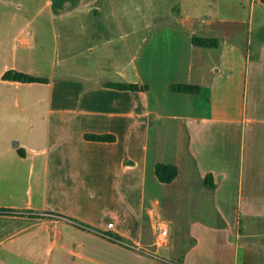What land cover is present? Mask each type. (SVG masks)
Here are the masks:
<instances>
[{"label": "crops", "instance_id": "crops-1", "mask_svg": "<svg viewBox=\"0 0 264 264\" xmlns=\"http://www.w3.org/2000/svg\"><path fill=\"white\" fill-rule=\"evenodd\" d=\"M128 1L0 0V264H165L163 250L178 264H264V83L250 76L264 66V3L246 2L247 23L170 0L162 27ZM10 70L46 82L2 80ZM179 84L200 93L170 92ZM157 164L177 168L170 184Z\"/></svg>", "mask_w": 264, "mask_h": 264}, {"label": "rangeland", "instance_id": "rangeland-1", "mask_svg": "<svg viewBox=\"0 0 264 264\" xmlns=\"http://www.w3.org/2000/svg\"><path fill=\"white\" fill-rule=\"evenodd\" d=\"M249 0H244L245 4L242 6L239 5V1L238 0H217V1H213V0H210V12H212V14L214 15H210V16H216L217 18L219 19H225V20H235V19H238L239 18V15H241V18L244 19L245 21L247 20V23H248V4H246V2H248ZM131 1L129 0L128 3H130ZM214 2V3H213ZM144 5H145V11L148 13V12H159L162 17H166V19L163 21L161 20V22H163L164 25H162V27H167L169 26V24L173 25L174 23L171 21L169 22V16H168V7L172 6H176L174 2L170 1V0H144ZM178 8V6H177ZM227 27H232L233 25L232 24H226ZM234 27V26H233ZM238 27L240 29H243V28H247V25H238ZM254 37H257V34H253ZM51 38V39H50ZM55 37H49L50 41L53 42V39ZM257 38H262V36H258ZM211 50V49H210ZM257 52H251L250 55L253 56L252 58H254L255 55ZM52 53L49 52L48 53V63H51L52 61ZM254 61V59H252V62ZM244 68V66L242 67ZM250 76L253 77V76H257V86L259 88L262 87L263 83H264V66L259 69V70H256L254 71H251L250 73ZM260 90H258V96H256V101L257 103H259L261 106L264 102L263 98L261 99L260 97ZM256 101H253L255 104ZM222 103L226 102V100H222L221 101ZM226 104V103H224ZM234 107L235 108H239L240 110H242L243 108L245 109H249L251 107V101L249 99H243V97H240V99L236 100L234 102ZM214 212H208L206 215L210 217V215H212ZM203 215L204 213L203 212H198V211H190V212H187L186 213V216L188 218V220L190 221H193V222H196V221H203L205 220L203 218ZM207 222H210V224L212 223V219L210 220H207ZM216 223V228L214 230H211V231H214V235H216V237H220L222 235V228H221V225L217 224V221H215ZM212 228V227H211ZM152 231V230H151ZM149 234H151V232L149 231ZM181 238L185 237V232L183 231L181 234H180ZM155 238V236H154ZM203 240V239H202ZM219 240L220 239H216V241L219 243ZM184 241H186L185 239H179V243H178V246H179V249H184L186 248V245H184ZM201 246V243L199 245V248ZM217 247V245H214V247ZM129 248H132V247H129ZM198 248V250H199ZM140 249L136 250V247H133V249L131 250L132 252H135L139 255H142L143 254V251H139ZM164 251L166 250H163L162 253L160 255H158L160 258H162V260H164V263L165 264H170V262H177V261H172L171 259H169ZM197 251V250H196ZM196 261V260H195ZM175 264H178L175 263Z\"/></svg>", "mask_w": 264, "mask_h": 264}, {"label": "trees", "instance_id": "trees-1", "mask_svg": "<svg viewBox=\"0 0 264 264\" xmlns=\"http://www.w3.org/2000/svg\"><path fill=\"white\" fill-rule=\"evenodd\" d=\"M264 3V0H261ZM192 44L195 47L203 49H215L218 47V41L210 38L202 37H192ZM2 80L18 83H44L45 79L36 78L24 73H20L14 70L7 71L3 74ZM108 88L114 89L116 91H128V92H143L148 89L147 86H139L133 84H123V83H107L105 85ZM169 90L172 93L178 94H189V95H198L200 93V88L193 85L179 84L169 86ZM85 140L92 142H101V143H112L114 137L109 135H86ZM177 168L170 164H157L154 169V174L157 181L161 184H170L177 176ZM204 184L207 188H212L211 176H207L204 180ZM120 240V239H116Z\"/></svg>", "mask_w": 264, "mask_h": 264}, {"label": "built area", "instance_id": "built-area-1", "mask_svg": "<svg viewBox=\"0 0 264 264\" xmlns=\"http://www.w3.org/2000/svg\"><path fill=\"white\" fill-rule=\"evenodd\" d=\"M156 230H157V234H156V239L154 241V246L158 248L163 246L164 243L166 242L168 238V229L165 227V225L157 224Z\"/></svg>", "mask_w": 264, "mask_h": 264}]
</instances>
